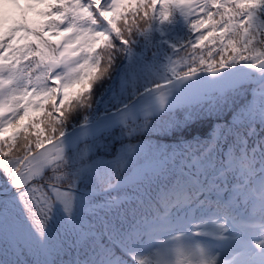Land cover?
<instances>
[{
	"label": "snow or ice",
	"instance_id": "6c2138e0",
	"mask_svg": "<svg viewBox=\"0 0 264 264\" xmlns=\"http://www.w3.org/2000/svg\"><path fill=\"white\" fill-rule=\"evenodd\" d=\"M0 264H264V0H0Z\"/></svg>",
	"mask_w": 264,
	"mask_h": 264
}]
</instances>
